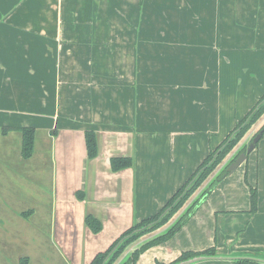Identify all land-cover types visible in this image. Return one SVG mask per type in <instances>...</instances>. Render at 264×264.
Returning <instances> with one entry per match:
<instances>
[{
  "label": "crops",
  "instance_id": "0c3cea01",
  "mask_svg": "<svg viewBox=\"0 0 264 264\" xmlns=\"http://www.w3.org/2000/svg\"><path fill=\"white\" fill-rule=\"evenodd\" d=\"M113 16L123 17L126 32L187 33L192 60L200 57L211 70L163 77L170 84L155 88L156 103L141 83L138 102L122 94L123 103H114L121 97L109 86L115 75H107L106 105H94L96 114L83 119L81 94L79 103H63L52 87V64L64 63L55 62L56 50L65 57L75 48L58 34L114 30ZM132 77L121 75L128 86ZM263 93L264 0H0V264H90L135 222L157 213ZM3 126L35 128L29 158L21 156L20 131L3 134ZM86 129L98 143L90 159ZM112 157L133 163L113 171ZM250 188L257 192L254 211ZM87 215L100 221V231L87 226ZM168 226L142 236L114 264ZM208 248L224 258L193 264L264 258V135L188 221L135 264L168 263Z\"/></svg>",
  "mask_w": 264,
  "mask_h": 264
},
{
  "label": "rangeland",
  "instance_id": "374dc122",
  "mask_svg": "<svg viewBox=\"0 0 264 264\" xmlns=\"http://www.w3.org/2000/svg\"><path fill=\"white\" fill-rule=\"evenodd\" d=\"M94 20V23L101 22L100 16H95ZM109 23L112 24L110 28L114 27V30L110 29L88 33L67 32L65 33L67 37L58 34L60 41H63L65 38L71 41L70 44H73L75 48H67L65 57L59 56L58 49L56 50L55 62L58 63L59 60H61V62L65 64H52V69L55 66V70L57 71L55 72L57 75H52V87L54 88V85L59 87L61 91L60 101L63 103L65 101L70 104L79 103V94H81L83 119L91 120V115L93 113L96 114V112L92 111L94 105L97 106L95 107L97 110H99L103 104L106 105L108 93L107 75H115V85L113 86L110 84L109 86L114 88V97L116 99L119 100V95L121 97V101L119 100L120 102L114 101V103H123L122 94L125 95L124 99H126V102L130 101L131 98L136 99L135 101L133 100L132 103L138 102L139 98L142 97V93L140 96L138 93V89L142 88L140 83L145 85V88L148 89L145 98L156 103L160 102V97L159 94H155V88L162 87L161 84H170V79L165 81L163 77H168V75H204L207 69L208 71L211 70L208 65L200 63V57L192 60V57H195L193 55L194 48L190 47L189 43H191L192 40H188L187 33L156 31L126 32L123 31V29L127 27L124 25L123 17L120 18L117 16L110 17ZM136 23L137 22L134 21V24ZM50 34L53 35L55 33ZM201 52L202 50H200V53ZM194 53L196 54V52ZM189 54L192 55L191 58L188 57L190 56ZM23 68L25 69V64H20V70ZM121 75L133 76V80L129 86L126 82L124 84ZM24 77L25 70L20 71V82L25 81L22 79ZM68 89L74 93L72 96ZM54 93L55 91H52L53 104L55 103ZM64 93H66V96ZM109 94H112L111 91ZM70 96L72 100H70ZM72 113L74 116L78 115V112ZM263 115L264 113L261 115V118L247 128L234 148L238 147L241 150L247 147L251 139L264 125V120L262 123L259 122ZM240 120H238L237 123ZM231 130H233V128L230 129L228 133ZM86 131L94 132L93 129H86ZM52 132L55 131L52 130ZM218 167L215 168V173L223 168ZM212 178H214V176H212ZM154 231L155 229L151 232Z\"/></svg>",
  "mask_w": 264,
  "mask_h": 264
},
{
  "label": "trees",
  "instance_id": "16d2710c",
  "mask_svg": "<svg viewBox=\"0 0 264 264\" xmlns=\"http://www.w3.org/2000/svg\"><path fill=\"white\" fill-rule=\"evenodd\" d=\"M263 113L264 94L258 99L256 105L236 124L233 130L226 135L221 143L213 150H210L191 176L176 192H174L170 199L156 214L135 222L104 252L96 254L90 264H114L122 257L128 248L137 242L143 235L150 233L153 229H160L168 224L169 226L164 232L147 239L137 248L133 249L122 264H135L138 256L147 248L170 239L194 214L199 204L208 196L218 182L228 175V172L226 171L228 164L232 162L241 151L245 150V148L240 150L238 147L234 148V146L241 139L247 128L261 118ZM12 129L20 131L21 156L25 159L29 158L34 151L35 128L33 126H19L15 128L3 126L1 127V132L5 134ZM260 130H262L263 136L264 125ZM260 130H258V132ZM85 143L88 158L95 157L98 152L96 134L92 131H86ZM132 163L133 161L131 157H112L110 159V167L113 171L130 167ZM216 167L223 168L215 173L214 170H216ZM212 176H214V178H212ZM186 187H188L187 190H185ZM250 205V210L254 211L257 206V192L254 188H250ZM85 221L87 226L93 232L101 230L102 226L100 221L92 215H87ZM214 253V248H208L199 252L183 251L175 260L168 264H176L200 255H214ZM251 262L252 261L250 260H238L237 264H250ZM156 264L166 263L157 261Z\"/></svg>",
  "mask_w": 264,
  "mask_h": 264
},
{
  "label": "water",
  "instance_id": "95a60500",
  "mask_svg": "<svg viewBox=\"0 0 264 264\" xmlns=\"http://www.w3.org/2000/svg\"><path fill=\"white\" fill-rule=\"evenodd\" d=\"M261 136H262V130H260L251 139V141L248 143V145L245 148V150L241 151L237 155V157L232 162H230L228 164V166L226 167V171L228 172V174H231L233 171H235L246 160L247 155L249 153H251L255 149L258 141L261 139ZM97 146H98V143H97ZM187 188L188 187H186L185 190H187ZM220 258H224V257H218L216 255V252H215L214 255H200V256H195L193 258L187 259L185 261H181V262L176 263V264H193V263H196V262L205 260V259H220ZM229 258H232V259H235V260H250V261L264 262V258L263 257H257V256H236V257H229Z\"/></svg>",
  "mask_w": 264,
  "mask_h": 264
},
{
  "label": "flooded vegetation",
  "instance_id": "af4514ba",
  "mask_svg": "<svg viewBox=\"0 0 264 264\" xmlns=\"http://www.w3.org/2000/svg\"><path fill=\"white\" fill-rule=\"evenodd\" d=\"M175 259H176V258H175ZM175 259H174V260H175ZM172 261H173V260H172ZM172 261H171V262H172ZM168 263H170V262H168ZM168 263H166V264H168Z\"/></svg>",
  "mask_w": 264,
  "mask_h": 264
}]
</instances>
